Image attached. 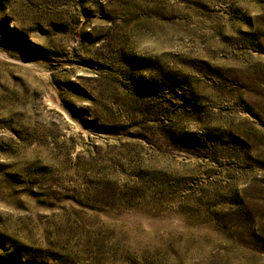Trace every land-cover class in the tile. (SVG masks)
<instances>
[{
  "label": "rangeland",
  "instance_id": "obj_1",
  "mask_svg": "<svg viewBox=\"0 0 264 264\" xmlns=\"http://www.w3.org/2000/svg\"><path fill=\"white\" fill-rule=\"evenodd\" d=\"M0 264H264V0H0Z\"/></svg>",
  "mask_w": 264,
  "mask_h": 264
}]
</instances>
